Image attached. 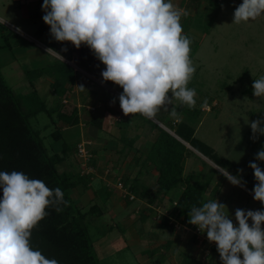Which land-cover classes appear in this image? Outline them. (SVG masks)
<instances>
[{
	"label": "rangeland",
	"instance_id": "1",
	"mask_svg": "<svg viewBox=\"0 0 264 264\" xmlns=\"http://www.w3.org/2000/svg\"><path fill=\"white\" fill-rule=\"evenodd\" d=\"M181 1L172 0V3L183 9L180 6ZM207 1L202 0L197 6H188L189 11L196 17L195 25L188 34L192 39L190 59L196 68L189 83L196 89L195 107L200 108V114L197 119L189 116H185V119L196 129V138L211 146L219 156L231 163L227 166L229 172L233 168L231 173L234 175L238 169H243L242 174H253L248 164L254 162L256 153L264 146V135L253 142L249 126L252 121L264 115V97H255L252 89L254 79L264 77V15L254 21L233 23L235 8L242 1L222 0L221 7L208 18L202 10ZM42 5L43 0H0V23L18 35L12 40L11 49L0 48V71L6 83L16 93L28 94L32 87L26 78V70L62 62L47 55L45 49L52 48L60 52L64 58L73 60L70 62L71 65L65 60L64 63L72 67L75 79L83 82L86 80L94 86L99 85L111 90L103 80H97L104 70V65L94 57L88 47L76 49L70 43L61 44L52 39L49 27L43 22ZM209 20H212V23L206 33ZM21 33L27 34L31 39ZM64 48L67 51H61ZM92 59L94 67L91 73H88L84 70L85 63ZM39 79L33 82V86L48 104V95L43 89L40 90L42 79ZM112 88L116 89L113 86ZM65 105L69 106L66 107L67 111L73 107L69 102ZM179 105L180 102L175 101L173 106ZM95 108V112L88 113L90 116L97 117L101 114L102 108ZM170 117L168 111L161 110L155 120L160 119L168 123ZM53 120L45 113H39L30 119V123L40 132L50 154H61L63 144L68 146L65 160L57 165L59 172H71L74 176L78 172L82 174L83 169L75 152V144L81 138L90 141L88 148L97 156L94 160L97 167L93 170L90 187L84 188L81 183L71 189L69 194L74 204L82 211H86L93 204L100 208L101 214L89 216L87 222L88 236L93 241L99 264H154L160 254H163L165 259L162 264H177L183 253L193 255L201 260L202 264H221L219 253L215 249L211 248L208 256H205L206 249H201L194 237L183 231L171 233L159 227L160 216L167 213L171 204L169 200L156 215L152 214L145 222H141L140 210L144 208V203L138 199L128 201L116 191L118 182L116 183L114 176L118 170L117 166L125 167V164L129 163L128 167H125V171H128L131 170L132 163L129 162L132 154H129L125 161L119 154L124 157L129 150L136 151L138 148L135 130L127 129L126 124H121L119 132L116 133L113 128L110 134L91 123L83 129L77 125L65 126L55 118ZM141 121L142 123L137 126H143L145 122L148 127L143 132L152 140L154 131L149 128L150 124L146 119ZM56 129L61 133V139L58 141L50 135ZM91 131L95 132L97 139ZM120 136L130 138L128 139L130 141L126 138L127 142L121 141L118 139ZM150 145L151 143L147 144L146 148L148 149ZM115 150L120 152L117 153ZM191 151L194 154L189 155L192 159L185 163L186 173L200 168V161L204 159L195 151ZM207 161L210 164L208 166L205 163L206 168L210 171L212 168L215 169L212 166L214 164ZM259 165L264 169V162H259ZM203 174L206 175L204 179H211V172ZM142 180L150 184L153 182V175L143 177ZM179 188L180 186L172 190L173 198L179 193ZM234 192L235 194L231 195ZM237 194V191H229L226 196L221 194L217 199H220L221 203L227 206L228 212H231L234 211L231 209L234 200L240 198ZM208 195L211 197L213 193L209 192ZM241 196L238 202L243 201L244 196ZM167 242L170 244L165 247ZM152 250H157L158 253L149 256L144 254L145 251Z\"/></svg>",
	"mask_w": 264,
	"mask_h": 264
},
{
	"label": "clouds",
	"instance_id": "2",
	"mask_svg": "<svg viewBox=\"0 0 264 264\" xmlns=\"http://www.w3.org/2000/svg\"><path fill=\"white\" fill-rule=\"evenodd\" d=\"M42 11L53 40L76 49L86 46L104 65L103 82L123 90L118 99L125 116L154 120L164 110L178 118L175 101L195 107L196 89L188 87L196 71L190 59L192 41L181 24L189 13L172 0H43ZM261 15L264 0H242L233 23ZM45 51L64 62L60 52ZM252 89L255 97H264V77L254 79ZM249 126L255 142L264 135V115ZM259 162H264V146L248 164L256 181L251 194L264 205V169ZM215 169L233 187L246 188L243 169L236 175L216 163ZM0 191V264H59L34 249L30 240L32 230L48 215L47 208L62 210V190L14 170L0 171ZM188 217V223L216 245L221 264H264V210L237 208L233 218L227 206L214 199L192 206Z\"/></svg>",
	"mask_w": 264,
	"mask_h": 264
},
{
	"label": "trees",
	"instance_id": "3",
	"mask_svg": "<svg viewBox=\"0 0 264 264\" xmlns=\"http://www.w3.org/2000/svg\"><path fill=\"white\" fill-rule=\"evenodd\" d=\"M201 1L182 0L180 4L189 13L187 17L181 19L184 33L189 38L188 34L195 25L196 17L189 11L188 6H197ZM222 4V0H208L202 10L206 17L211 18ZM211 23L212 20H209L205 29L206 33L209 31ZM17 36V33L10 31L0 23V48L11 49L12 40ZM85 47L81 46V48ZM85 64L84 70L90 72L92 61L89 60ZM25 75L32 90L23 95L16 93L6 83L0 71V171H22L32 179L43 180L50 189L59 187L64 194L63 198L66 203L59 205L62 210L57 212L54 208H47L48 215L32 230L30 243L34 249L40 250L47 258L57 259L59 264H99L93 241L88 236L87 222L89 216L101 214L100 208L97 204H93L86 211H82L79 206L74 204L69 194L71 189L81 183H83L84 188L88 187L93 173L85 175L78 172L74 176L71 172H59L57 165L65 160L68 146L63 144L61 154H50L40 132L34 129L30 123L31 118L36 117L39 113H45L52 120L55 118L65 126L78 125L77 107H72L70 111H67L65 103L61 100L65 93L75 85L74 70L70 65L59 62L34 70H26ZM46 76L51 79V88L55 94V101L52 105L47 104L33 86L35 80ZM87 84V82H78L79 88L81 86L87 87ZM105 84L115 87L120 92L123 91L122 88L111 82ZM188 87L194 88L190 83ZM80 91L83 90L80 88ZM82 102L84 101L82 100ZM174 107L179 114L178 118L170 117L168 123H164L160 119L157 120L174 135L150 119L135 114L148 121L154 134L149 150L140 162V170L136 176L134 178L123 177L120 181L127 193L132 195L135 200L138 199L144 203V208L140 210L141 222H145L152 214L156 215V210L161 206L165 196L176 187H182L177 198L172 200L167 213L160 216L159 227L171 233L175 231L171 220L186 223L189 219L188 212L192 206H202L203 203L215 198L214 196L209 199L204 197L208 180L200 181L201 174L184 173V159L193 152L181 141L213 164L216 163L224 168L231 165L228 160L219 156L211 146L196 138V129L185 119V116L197 119L200 108H190L181 103ZM81 108L86 110L85 107ZM85 123H91L99 129L101 127V119L93 115ZM50 135L54 140L61 139L59 129L54 130ZM125 138L126 140L130 139ZM125 138L121 137V141H126ZM91 152L95 156L96 153ZM94 160L95 157L90 162L91 167ZM203 164L205 163L203 162ZM147 168L155 172L153 182L150 184H146L142 180L144 170ZM212 169V172L215 173V169ZM242 179L246 181V188L252 191L256 183L255 179L245 175L242 176ZM0 197H2V191H0ZM124 198L128 199V197ZM137 212L139 211L137 210ZM168 244L170 242H167L165 247H168ZM154 253H158L157 250L144 252L148 256ZM164 260V255L160 254L154 264H162ZM177 264L202 263L193 255L183 253Z\"/></svg>",
	"mask_w": 264,
	"mask_h": 264
},
{
	"label": "crops",
	"instance_id": "4",
	"mask_svg": "<svg viewBox=\"0 0 264 264\" xmlns=\"http://www.w3.org/2000/svg\"><path fill=\"white\" fill-rule=\"evenodd\" d=\"M21 34H24V33H21ZM24 35H25L24 37H30L27 34H24ZM64 60L67 61L70 65H71L70 62L73 61L72 59L68 60L66 58H64ZM91 61H92V65H91L90 71L94 67L93 59ZM88 73H91V72H88ZM43 78H40V79H42L40 90L42 91V89H43V91H45L44 93L46 95H48V104L49 105H52L54 103L53 102V99H54V96H55V94H54V92H53V90L51 88L52 81L48 77H45L44 79ZM78 82H79L78 79H75V85L67 93H65V95L61 98V100L63 102L66 101L65 104H67L69 102L73 107H77V113L79 115V122H78V125H77L78 127L83 128V129L85 127H87V124L85 122L88 121L89 118H90V115L88 113H93V112L88 111V107H101L102 108L101 114L99 116H97L99 119H101V127H100V130H104L107 133H110L111 134L113 128H115L116 133H117V132H119V130H121V124H123V125L126 124L125 126H126L127 129L135 130L134 132L137 135V140L136 141H138L137 142L138 144H136V145L138 146L139 149L137 148L136 151H132V149L129 150L127 152V154H125L124 157H123L122 154H119V155L122 156V160L123 161L126 160V158L129 156V154H132L131 155V159H129V162L132 161V163L130 164L131 170L125 171L126 170L125 167L127 168L128 165H129V163L125 164L126 165L125 167H123L121 165L120 166H117L118 170H117V172H116V174L114 176V178L116 180V183L119 182L120 181V178H123V177L129 176L130 178H134L136 176L137 172L140 170V162L142 161V159L144 158V156L146 155V153L149 150V148L148 149L146 148V145L152 142V140L149 139L148 137H146L145 136V133L143 132V130H145L148 126L146 125L145 122H144L143 126L142 125L140 127H139V125L137 126V124L142 123V121H141L142 119L139 116H136V115H133V116H131V115L125 116L123 114V112H122V110L120 108V105H119V99H118V97L121 94V92H119V90L113 89L109 85L108 86H109V88L112 91L111 90H108V89H104L103 87H100L99 85H97V86L95 85L94 86L92 83H90V82H88V81L85 80L84 83H86V82L88 83L86 85L87 87H84V89H82L83 91H80ZM44 88H45V90H44ZM82 100L84 102H82ZM87 100L89 102H92L93 104H90L89 102H87ZM113 100H115V103L114 104L112 103ZM82 103H84V104H82ZM67 106L68 105H65V109H66ZM81 107H85L86 110H83ZM151 121H153L154 123L155 122H158L155 119L154 120H151ZM85 124H86V126H85ZM149 128L151 129L150 126H149ZM91 133L94 134V137L96 136V134H95L94 131H91ZM97 138H98V136H96L95 139H97ZM118 139L121 140V136ZM133 146H134V144H133ZM118 150H115V151L117 152ZM118 152H120V151H118ZM96 157L97 156L95 155V158ZM191 159H192L191 156H189V157L187 156L184 159V163L183 164H184V173L185 174H188V173H186L185 163H187ZM197 160H199V159H197ZM201 160L202 161H200V165H201L200 168L194 169V170H190L189 173L193 172V173H199L201 175L203 173H205V172H211L212 173L211 174L212 175L211 176V179L210 180L207 179L208 180V185H207L206 192L204 194V197L205 198H207V199L210 198L209 195H208L209 192H212L213 193L212 196H214L215 199H217V197H219V195H221V194L223 196H226L227 195V192H229V191H232V192L233 191H237V193H238L237 195L240 198H237V199L234 200L235 203H234L233 207H231V209L234 210V211L229 212L230 216L233 217V218H234V215H235V210L237 208H241V209H245V210H264V205H261L259 202H256L253 199V196L251 194V192H252L251 190H249L248 188L233 187L225 179V177L218 172L217 169H215L216 172L214 173V172L208 170L206 168V165L205 164H202V162H204V163H206L209 166L210 163H208V161H207L208 159L207 160L206 159H201ZM95 165H96V162H94V164L92 166V169L93 170L97 167V166L95 167ZM212 166L215 167V164L212 165ZM232 169L233 168H231L230 173L232 172ZM149 170H150L149 168H147V170H144L143 177H147V176H150V175H153V177H154L155 172L153 170H150V172H149ZM124 173L126 174L125 176H124ZM244 175L245 174H242V176H244ZM205 176L206 175L203 174V176L200 177V181H203V180L205 181L206 180V179H204ZM245 176H249V177H253L254 178V174H247ZM106 183L108 184V181H106ZM88 187H90V183H89V186ZM232 188H236V189H232ZM115 189H116V191L119 192V195L121 194L122 198H124L123 197V194H122V191L123 190L122 189H119L117 186L115 187ZM181 190H182V187L179 188V193L177 194V196L180 194ZM239 191H240V193H239ZM171 192L167 196H165V198H164L161 206L156 210V213L163 206V204L166 203L167 200H169L170 203H171L174 198L175 199L177 198V196L173 198ZM108 193H110V191H108ZM233 194H235V192L232 193L231 195H233ZM241 195L244 196V199H243V201L238 202V201H240V199L242 197ZM219 201L221 202L220 199H219ZM169 206H170V204H169ZM249 223H251V221H249Z\"/></svg>",
	"mask_w": 264,
	"mask_h": 264
},
{
	"label": "built area",
	"instance_id": "5",
	"mask_svg": "<svg viewBox=\"0 0 264 264\" xmlns=\"http://www.w3.org/2000/svg\"><path fill=\"white\" fill-rule=\"evenodd\" d=\"M97 80L102 81L101 73L99 74V77ZM64 103H66V101H64ZM88 110L93 112L96 110V108L95 107H88ZM90 144H91L90 141L84 140L83 138H81V140L76 144V147H75L76 155L80 161V166L83 169L82 174L94 173L92 167L90 166V162L94 157L92 152L88 148V146H90ZM116 186L119 189H122L124 191L123 197H128L129 200L134 199V197L132 195L127 193V191L124 189V187L120 181L117 183ZM170 222L174 225L175 231H183L185 234H188L191 237H194V239L196 240V244L199 247H201V249H206L204 251L205 256H208V254L211 251V248H213L217 251L216 245L213 243H210L207 240L206 233H201L196 226L190 225L188 222L179 223L175 220H171Z\"/></svg>",
	"mask_w": 264,
	"mask_h": 264
},
{
	"label": "water",
	"instance_id": "6",
	"mask_svg": "<svg viewBox=\"0 0 264 264\" xmlns=\"http://www.w3.org/2000/svg\"><path fill=\"white\" fill-rule=\"evenodd\" d=\"M157 125H159L160 127H162L164 130H166L167 132H169L170 134L174 135L170 130H168L165 126H163L162 124H160L159 122H155ZM187 148L195 151L199 156L203 157L199 152H197L196 150H194L193 148H191L188 144H186L185 142L181 141ZM204 158V157H203ZM206 159V158H204Z\"/></svg>",
	"mask_w": 264,
	"mask_h": 264
}]
</instances>
